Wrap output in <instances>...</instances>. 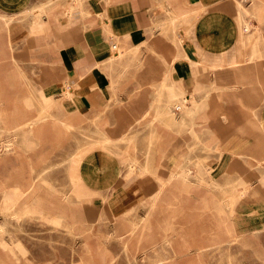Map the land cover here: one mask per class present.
<instances>
[{
  "label": "crops",
  "instance_id": "0c3cea01",
  "mask_svg": "<svg viewBox=\"0 0 264 264\" xmlns=\"http://www.w3.org/2000/svg\"><path fill=\"white\" fill-rule=\"evenodd\" d=\"M45 9L48 14L40 19ZM23 12H28L31 19L17 18L24 16ZM172 17L173 24L179 26L178 37L173 24H169ZM249 17L256 18L260 25ZM0 21L9 27L7 41L25 43L27 47L34 44L43 61V87L17 96L27 107L36 104V99L37 113L29 116L18 106L11 108L10 114L19 119L16 125L0 128V162L9 160L12 149L18 151L17 136L10 135L13 130H20L27 146L35 149L45 138L44 115L52 110L62 112L63 106L84 118L99 115L100 121L111 123L68 159L70 193L56 184H46L44 199L37 200L40 195L33 187L38 186L36 181L45 171L34 174L35 166L28 159L29 175L0 184V205L23 203L27 208L30 203L42 201L47 203L50 215L58 220L69 219L76 216L82 203L100 193L120 214L114 215L124 218L135 209L143 188L157 186L143 219L152 216L167 187L171 195L165 211L175 217L179 209L186 208L178 203L179 196L173 195V170L182 162L191 175L194 170L187 165L189 155H200L203 160L215 156L213 162L199 161L200 183L206 193L213 194L210 200L225 205L218 218L230 220L236 238L248 236L251 255L255 253L264 260V163H258V159L264 160V0H253L251 7L235 0H0ZM1 51L0 44V57ZM129 75L136 78L128 79ZM174 85L185 91L186 110L192 113L177 116L176 122L190 134L176 136L175 142L173 116L168 109L169 91H175ZM11 95L9 89L0 88L3 114L9 113L6 106ZM57 121L58 132L62 127L67 132L72 129V123ZM134 132H138L137 150L133 142L129 146L123 143L124 139H132ZM191 138L200 147L191 148ZM111 139L122 140L121 150L106 141ZM3 150L7 157H3ZM77 154L78 163L72 165L71 159ZM131 154L147 159L143 157L139 165ZM127 162L130 166L125 169ZM161 163L169 169L166 176L160 170L158 173ZM132 174L128 182L126 176ZM190 181L189 177L182 184L185 192L189 191ZM192 208L184 212L195 214ZM3 227L1 223L0 232ZM111 233L119 238L116 231ZM168 235L172 241L165 236L159 240L169 247L142 248V262L130 264H205L203 257L210 254L207 250L220 244L217 241L179 249L173 246V231ZM257 237L262 241L258 242ZM11 243L7 245L0 238L1 247L9 251L0 253L4 264H16ZM250 264H254V258Z\"/></svg>",
  "mask_w": 264,
  "mask_h": 264
},
{
  "label": "rangeland",
  "instance_id": "374dc122",
  "mask_svg": "<svg viewBox=\"0 0 264 264\" xmlns=\"http://www.w3.org/2000/svg\"><path fill=\"white\" fill-rule=\"evenodd\" d=\"M235 1L236 3L240 1L248 7H251L253 2V0ZM46 11L45 9L41 13L40 19H42L43 14H48ZM22 14L24 16L17 18L31 19L28 12H23ZM173 17L169 21V24L175 22V18ZM249 19L256 21V25H260L256 18L249 17ZM252 26L250 25L249 29ZM172 28L174 34L176 31L175 35L177 37L180 36L177 23L176 25L173 24ZM169 33L171 35L172 31ZM8 36V25H4L0 21V44L2 49L0 57V88L5 87L12 93V97L6 106L9 108V113L3 114L0 110V128L4 124L16 125V120L19 118L15 120L13 115L10 114L11 108L14 106H18L21 111L26 112L29 116L37 113L39 107L36 99L34 101L36 104L27 107L22 99L17 96L29 92H37L36 88L43 87L41 75L43 61L40 54H37V49H35L34 44L32 46L27 44L29 46L27 47L25 43H11L7 41ZM166 39L171 41L169 37H166ZM151 53L153 54L152 50ZM129 76L130 78L128 79L136 78L133 75ZM174 87L177 98L183 101L185 99V91H179L176 85ZM136 92L133 91L134 94ZM174 99L173 97L171 98L172 102H170L168 109L170 115L173 116V141L175 142L176 136L189 133L188 129L183 128V125L176 122L177 116L187 113L191 114V112L186 110L187 102L182 103L179 112H176L175 104L177 100ZM62 110L59 113L52 110V114L49 112L47 115H44L42 134L45 138L35 149L27 146L26 141L21 136L20 130L16 132L13 130L10 133L12 137L17 136L15 137L17 140L15 145L18 151L15 152L12 149V152L9 153V160L0 162V167L4 171V176H0V184L4 182L13 183L29 175L31 168L28 159H32V164L35 166L34 174L39 173L43 169L45 171L43 176L37 180L38 186L33 187L35 188L34 192L40 195L36 197L37 200L44 199L42 198L44 195L43 187L46 184L50 186L56 184L64 191L70 193L71 182L68 172V159L79 146L86 144L87 141L96 137V133L102 132L101 129L105 131V128L111 126V123L105 120L100 121L102 118L99 115L85 116L84 118L79 114H75L65 106H63ZM56 119L68 121L74 127L72 126L69 132L65 130V127H62L61 131L58 132L55 127L58 123ZM134 125L135 127L139 126L138 123H134ZM191 125L195 126L199 124ZM131 134L134 135L133 138L124 139L123 143L129 146L133 142L132 147L137 150L138 140L135 136L138 135V132L137 135L136 132ZM120 141L122 140L116 141L111 139L110 145L121 150L119 146L121 145ZM193 142L194 139L191 138V148L195 147L197 149L200 147V145L195 146ZM258 149L261 150L259 144ZM6 152L5 150L1 152L3 157H7ZM17 154L19 155L17 156ZM131 156L137 157V163L139 165L143 164V157L147 159V156H141L140 159L135 154H131ZM214 157L210 156L203 160L200 155H189L186 160L188 161L187 165L194 170L191 175L190 170L184 163L180 162L178 163L179 165L177 164L176 168L183 166L182 169L188 173L192 184L188 188L189 191L185 192L184 190L186 188L184 185L180 181L173 179V195L179 196L178 203L186 208L184 210L178 207L179 210L175 217H173V213L165 211L167 200H169L171 195L169 192L170 187H167L161 193L156 210L150 218L146 219H143V217L150 208V198L156 191L157 186L156 188L153 186L143 188L140 197L137 198V202L135 203V209L124 218L118 216L120 214L114 211L113 206L108 202V197L100 193L93 200L82 203L76 216L69 217V219L64 218L58 220L54 215H50L47 212L48 210H46L47 203L42 201L30 203L27 208L23 203L17 205L13 203L11 204L12 206L9 203H5V205H0V227L1 223L4 226V231L0 232L1 241L7 245H9L8 242H13L11 243V248L16 253L17 258L13 257L16 264H87L88 262L100 264L102 261L105 264H130V262H142L140 259L143 251L142 248L153 245L157 247H169L170 244H164L159 239L165 236L167 241H172L168 234L170 231H173V246L179 249L187 246L202 247L219 241L220 244L215 246L217 248L207 250L210 254L203 257L205 264H250L251 258H254V264H264L263 258L259 255L255 256V253L251 255L249 247V243L251 242L250 238L241 235H239L241 238H236L238 235L233 233L230 220L224 218V216L223 218H218L220 211L225 210V205L218 202L217 199L210 200L209 197H213V194L211 192L206 193L204 191L205 186L200 183L199 176L202 174L200 173L199 166L202 163H199V161L207 163L209 161L208 159H210L213 162ZM78 159L79 157L72 159V165H76ZM258 163H264V160L258 159ZM129 166L130 162L124 163L125 169H128ZM132 166L136 168V165L133 164ZM159 170L163 176L169 173V169L164 163L158 165V173ZM8 173L11 175L7 176ZM132 177L133 174L132 176H126L128 182L131 181L130 178ZM0 187L2 186L0 185ZM41 190L43 193H41ZM246 190L249 191V187L245 188V193L248 192ZM233 196L231 197L232 199L234 198ZM205 197L208 198L203 203L202 200ZM214 197H217V195L214 194ZM173 199L175 198L173 197ZM77 203L76 205L80 206ZM198 203L201 204L196 205ZM56 205L58 206V204ZM191 208L196 212L195 214L182 212L190 210ZM57 209L58 207L55 206L54 211ZM116 213L118 214L117 216L114 215ZM77 216H79V219H75ZM115 231L120 234L119 238L113 236L111 233ZM233 237H235V241H231ZM257 240L258 242L262 241L261 237H257ZM253 242H256V238ZM8 252L7 249L2 248L0 245L1 254ZM256 258L261 261H257ZM129 259L132 260L130 261ZM154 259L152 258L151 261ZM145 262L148 263L150 261L148 259ZM4 263L5 260L1 258L0 264Z\"/></svg>",
  "mask_w": 264,
  "mask_h": 264
},
{
  "label": "bare ground",
  "instance_id": "6f19581e",
  "mask_svg": "<svg viewBox=\"0 0 264 264\" xmlns=\"http://www.w3.org/2000/svg\"><path fill=\"white\" fill-rule=\"evenodd\" d=\"M32 12V11H31ZM36 12V11H35ZM34 13V12H33ZM178 15V14H177ZM180 15V14H179ZM182 15V14H181ZM12 16V15H11ZM34 27H35V25H34ZM166 37V36H165ZM177 56V55H176ZM2 94V93H1ZM180 94V93H179ZM169 96L172 98H175L174 100H177L176 101V104H175V108H176V110H179L181 107H182V103H184V102H187L188 101V98H187V96H186V94H185V99L183 100V101H181V100H179L178 98H177V93L175 92V91H173V90H170L169 91ZM179 97V96H178ZM172 102V101H171ZM3 103V102H2ZM2 108V107H1ZM47 109V108H46ZM172 109H174V108H172ZM13 112V111H12ZM23 112V111H22ZM22 114V113H21ZM189 114V113H188ZM192 114V113H191ZM41 116V115H40ZM16 117H17V115H16ZM43 117V116H42ZM41 117V118H42ZM25 118V117H24ZM37 118V117H36ZM39 118V117H38ZM44 118V117H43ZM28 119V118H27ZM35 119V118H34ZM30 120V119H29ZM32 120H33V118H32ZM18 121V120H17ZM31 121V120H30ZM38 121H39V119H38ZM29 122V121H28ZM33 122V121H32ZM32 124V123H31ZM20 126V125H19ZM14 127V126H13ZM30 128V127H29ZM33 128H34V126H33ZM1 130V129H0ZM5 130V129H4ZM7 130V129H6ZM13 130V129H12ZM9 131H10V129H9ZM3 132V131H2ZM107 142H109V141H111V140H106ZM198 143V142H197ZM5 147V146H4ZM3 149V148H2ZM75 157H79V154H77L76 156H74L72 159H74ZM71 159V160H72ZM1 160V159H0ZM179 165V164H178ZM183 167V166H182ZM182 167L180 168H175L174 170H173V173L171 174V177L173 178V179H176L177 181H180V183L181 184H183L184 182H185V180H187L188 178H189V176H188V173L187 172H185L183 169H182ZM43 172V171H42ZM44 174V173H43ZM73 175H77V174H73ZM73 178V177H72ZM75 180V179H74ZM77 181V180H76ZM37 182V181H36ZM6 184V183H5ZM35 184V183H34ZM8 186V185H7ZM25 187V186H24ZM181 188V187H180ZM179 188V189H180ZM19 189V188H18ZM22 189V188H21ZM24 189V188H23ZM164 189V188H163ZM27 190H29V189H27ZM39 190V189H38ZM246 191H248V190H246ZM21 192V191H20ZM9 193V192H8ZM19 193V192H18ZM26 194V193H25ZM8 197V196H7ZM32 205V204H31ZM225 207V206H224ZM15 209V208H14ZM222 211V210H221ZM182 212H184V211H182ZM182 212H181V214H182ZM78 224V223H77ZM4 228V227H3ZM3 232V231H2ZM134 232V231H133ZM132 237V236H131ZM124 241H126V240H124ZM232 241V240H231ZM2 243V242H1ZM5 243V242H4ZM2 245V244H1ZM194 250V249H193ZM9 255V254H8ZM10 256V255H9ZM174 261V260H173Z\"/></svg>",
  "mask_w": 264,
  "mask_h": 264
}]
</instances>
